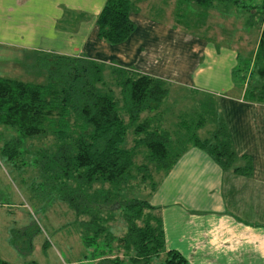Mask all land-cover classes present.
Masks as SVG:
<instances>
[{
    "label": "crops",
    "instance_id": "crops-1",
    "mask_svg": "<svg viewBox=\"0 0 264 264\" xmlns=\"http://www.w3.org/2000/svg\"><path fill=\"white\" fill-rule=\"evenodd\" d=\"M104 2L0 0V76L34 80L40 76L37 56L54 52L103 62L112 86L111 69L123 67L166 80L169 94L175 86L217 94L240 169L190 144L161 172L148 201L160 217L166 248L181 252L188 264H264V97L235 75L238 47L224 35L230 25L223 24L230 19H222L221 10H238L237 4L131 0L135 27L126 39L112 43L97 33ZM191 13L190 21L183 19ZM191 21L205 35L189 33ZM234 40L239 43L240 35ZM25 63L30 79L19 75Z\"/></svg>",
    "mask_w": 264,
    "mask_h": 264
},
{
    "label": "trees",
    "instance_id": "trees-1",
    "mask_svg": "<svg viewBox=\"0 0 264 264\" xmlns=\"http://www.w3.org/2000/svg\"><path fill=\"white\" fill-rule=\"evenodd\" d=\"M192 1L207 5L212 0ZM232 1L254 8L255 14L264 13V0ZM131 7V0H105L96 18L98 35L112 43L126 39L135 27ZM254 54L262 63L258 72L264 76V23ZM35 63L41 80L0 76V126L12 127L22 136L55 139L54 150L42 155L45 160L39 171L53 176L61 190L58 196L74 210L81 239L90 251L87 264H188L181 252L166 248L160 217L148 201L158 182L152 167L166 172L188 145L195 144L222 165L240 169L234 163L237 154L218 106L213 103V114L207 108L198 114L194 108L196 120L180 118L174 143L161 118L170 90L166 80L113 67L112 86L105 80L103 62L79 55L45 52ZM151 111L155 115L142 116ZM206 121L215 128L201 136L198 128ZM19 142V138L3 142L0 154L7 159L17 156ZM176 142L180 145L174 147ZM141 152L145 161L138 163ZM243 157L249 166L250 159ZM141 173L150 188L128 195V189H134L131 181ZM117 215L124 221L122 234L109 223ZM29 230H11L13 242L20 240L16 243L20 251L31 245L35 230ZM24 241L27 246L21 245ZM0 264L12 263L0 257Z\"/></svg>",
    "mask_w": 264,
    "mask_h": 264
},
{
    "label": "rangeland",
    "instance_id": "rangeland-1",
    "mask_svg": "<svg viewBox=\"0 0 264 264\" xmlns=\"http://www.w3.org/2000/svg\"><path fill=\"white\" fill-rule=\"evenodd\" d=\"M240 1L244 4H250L257 0ZM236 7L238 10L231 9L230 6L221 10L222 19H230L229 22L223 24L225 27L230 25L229 30L224 31V35H228L226 39H230L231 42L236 41L238 47L239 62L235 75L239 74L238 79L241 84H246L248 88L264 90V76L258 72V67L262 63L256 60L254 54L260 28L264 23V13L263 15L260 12L255 14L254 8L248 9L249 6L237 4ZM251 13L253 16L250 15ZM189 16L192 17L193 14L188 16L186 14L183 19L190 21ZM191 24L186 25L190 29V31L188 30L189 33L205 35V32L200 30L198 25L194 26L193 22ZM211 33L213 32H209V34ZM206 34H208L207 31ZM239 35L240 40L237 43V40L234 39ZM215 37H218L217 34L214 39ZM226 39L224 41L228 42ZM21 59L25 61L27 58ZM29 65L25 63L21 67L22 71L19 72L21 73L19 75L23 74L24 78H32V75L27 74ZM220 66L217 62L214 64L215 69H219ZM226 66L223 65L222 70ZM243 72L244 75L241 76ZM41 79L43 78L37 74L34 77V80ZM173 85L175 84L172 83ZM208 95L178 86L171 89L165 101L161 118L164 121L162 124L165 126L168 137L174 143L176 139L173 138V134H178L177 121L180 118L196 120L198 115L196 116L194 110H197L198 114L203 111L202 108H207L212 112L213 103L218 105L217 94L208 93ZM145 114L152 116L155 115V112H142V116ZM214 128L215 126L211 121H206L204 125L198 128V133L204 136ZM0 129V145L10 139L19 138L18 147L21 151L17 156L9 159L0 154V257L7 259L12 264H87L91 257L90 251L88 252L81 239L74 210L58 196L61 190L58 189V183L54 182L53 176L50 177L49 172L48 175L46 173L44 176L39 171L40 165L45 160L42 155L45 151L54 150L55 139L51 135L22 136L14 128L6 125H1ZM179 145L176 142L174 147ZM143 161L145 158L142 152L138 153L137 162ZM152 170L155 179H159L162 171H156L154 167ZM131 183L134 189H128V195H133L139 191L145 193L150 188V185L142 181V173ZM104 186L108 187L109 184L105 183ZM95 187L97 184H94ZM109 223L114 232L123 233L125 227L120 215H117L114 220H110ZM24 227L28 228L27 233H30L29 229H34L35 233L32 235L29 249L20 251L19 246L16 245L20 240H17L16 243L13 242L11 230H19ZM21 245L27 246L28 242H21ZM84 254H87L86 258Z\"/></svg>",
    "mask_w": 264,
    "mask_h": 264
}]
</instances>
